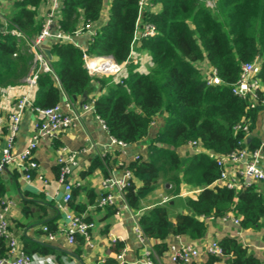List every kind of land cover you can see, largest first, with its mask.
<instances>
[{
    "label": "trees",
    "instance_id": "1",
    "mask_svg": "<svg viewBox=\"0 0 264 264\" xmlns=\"http://www.w3.org/2000/svg\"><path fill=\"white\" fill-rule=\"evenodd\" d=\"M43 0H16L14 11L8 18V28L21 31L26 39L11 33L0 34V86L22 83L33 66V52L27 40L37 34L42 26L37 19ZM156 3L157 11L150 10ZM103 0H62L58 26L63 32L73 34L80 23L100 18ZM107 19L88 40L85 52L89 55H111L116 62L126 61L119 79L101 74L90 75L85 66L83 50L69 40L49 43L52 72H38L33 103L48 107L60 102L62 93L71 97L80 95L92 81L99 84L100 92L91 97L95 113L104 121L109 134L125 143L137 141L148 134L156 114L165 113L162 127L151 137L147 158H135L128 164L132 179L124 189V200L132 208L153 190L159 181L169 183L171 195L179 193L180 183L199 188L195 197L186 196L189 212H179L174 220L169 216V202L155 204L141 212L138 222L153 244L158 256L166 253L169 235H186L200 238L206 232V217L218 218L232 212L242 228H262L264 231V185L253 182L240 189L216 183L220 168L216 154H225L241 146L256 147L260 139L253 135L247 142L246 132L234 126L242 120L249 122V134L255 129L262 104L232 92V84L239 76L241 64L257 60L255 75L264 85V0H150L138 14V0H111ZM139 15V16H138ZM150 22L155 33L139 39L140 49L148 52L151 64L147 72L136 69L129 60L135 21ZM82 21V22H81ZM206 59L222 82L207 83L197 61ZM36 68V66H35ZM196 140L205 151L180 156L175 148ZM105 157L96 156L83 177L99 167L107 174ZM79 186L72 188L70 205L81 213L86 204L74 203L73 195ZM6 191L0 174V198ZM93 198H89L91 203ZM110 213L115 208L108 206ZM23 211L27 213L26 207ZM89 220L88 217H85ZM49 230L56 224L47 221ZM264 239V233H263ZM223 249L227 264H261L246 245L234 236L217 240ZM79 254L85 243L75 234ZM124 246L117 241L112 247L119 252ZM23 248L28 253L52 256V247L35 244L24 239ZM8 246L0 238V256ZM221 257L209 254L205 264H215ZM105 264H116V258H107ZM90 264V263H83ZM122 264H133L125 262ZM193 264V263H190Z\"/></svg>",
    "mask_w": 264,
    "mask_h": 264
},
{
    "label": "crops",
    "instance_id": "2",
    "mask_svg": "<svg viewBox=\"0 0 264 264\" xmlns=\"http://www.w3.org/2000/svg\"><path fill=\"white\" fill-rule=\"evenodd\" d=\"M15 1L0 0V18L8 20L14 11ZM110 2L111 0H103L100 18L93 23L94 28L107 19ZM160 8L161 4L156 3L150 7V10L157 11ZM46 10L47 6L42 1L37 13V19L41 23L45 17ZM90 38L91 36H89L88 32L83 31L73 35L70 41L75 42L77 45L85 46ZM54 40L57 39L54 36H50L47 39V43L42 45L43 48L44 46L48 47L49 43ZM139 45V38H136L130 50L128 61L136 64L137 70L147 72L151 64L150 55L146 50L140 49ZM196 64L203 74L210 76L213 67L206 59L199 60ZM25 78L22 83L0 86V152L5 143L10 114L15 109L16 100L24 93L30 95L31 98L34 96L36 86H28ZM214 82L220 83L222 80L219 77H215ZM99 92V84L92 81L86 101H90L91 97ZM80 97L81 94L77 95L78 100ZM70 98L73 101L71 106L78 110V101L73 100L72 97ZM63 101L64 97L62 96L61 104H63ZM62 109L67 111L66 106H63ZM164 115L165 113L163 112L154 116L150 123L148 134L145 137L119 145L112 142L111 135L96 118L94 111L87 110L81 113L79 119L73 125L58 132L56 136L39 140L34 150V157L38 167L32 172L31 179H26L24 171L15 164H9L1 173L6 185V191L2 197L13 201L7 212V219L10 230L17 238L19 244L23 247L24 239H27L35 244L52 247L54 251L51 253L52 256L49 257L53 264H105L104 262L107 258H115L116 252L112 250L115 243L111 242V238L112 236H117L119 241L124 244L125 260L127 262L135 261L140 256V249L134 238L132 215L140 214L152 205L169 202V207H172V210L177 208V211H173V216H170L174 220L177 213L187 212L185 211L186 196L195 197L199 191V188L182 182L180 183L179 193L171 195L166 191L170 184L159 181L153 190L140 198L139 207L132 209L118 194L117 186L110 185L105 181L110 176H122L126 171H129L130 179L136 185L141 184V181L135 178L128 169V164L135 159L136 155L142 159L147 158L148 141L162 127ZM35 120L36 113L30 108H25L15 136V151L21 150L31 138V134L35 130ZM253 135L260 140L264 138V109L259 114L257 125L249 136L252 137ZM61 147H66L71 151H78L76 162L71 165L67 179L72 183V188L79 186L73 195L72 201L86 204L85 209L81 213L70 205L71 197L65 209L59 207V204L64 203L63 185L57 179V156ZM175 150L180 156L205 151L199 145L192 146L188 143L176 147ZM96 156L106 158L107 163L104 166L107 174L101 168L95 167L91 173L82 177L80 172L86 170ZM106 192L113 193L114 202L110 205L98 206L96 204L97 200ZM164 196L168 197L166 202H162ZM90 197L93 198L91 203L89 202ZM23 206L26 207L27 213L23 211ZM108 206L115 208L114 212L110 213ZM64 210L83 214V216L94 222V226L90 230L89 241H85L79 254L75 253L76 243H69L66 240V216ZM228 213L233 214L232 212ZM47 221H53L56 224L55 237L53 239H49L46 232L42 230V225ZM206 225V232L202 237L190 238L186 235H169L165 239L167 245L177 241L179 238L182 241L190 242L199 250V255L190 263L205 264L209 255L205 251V245L211 240H218L223 236L229 235L236 237L243 245H246L248 250L261 261V264H264V231L262 228H242L240 223H234L232 220L222 221L219 217L206 219ZM4 242L7 245L5 239ZM149 242L153 245L157 240L150 238ZM220 257L221 259L216 261L215 264H227L224 256ZM156 260L157 264H175L169 259L167 253L160 256L156 254Z\"/></svg>",
    "mask_w": 264,
    "mask_h": 264
},
{
    "label": "built area",
    "instance_id": "3",
    "mask_svg": "<svg viewBox=\"0 0 264 264\" xmlns=\"http://www.w3.org/2000/svg\"><path fill=\"white\" fill-rule=\"evenodd\" d=\"M47 6L45 17L42 22V26L37 34H35L30 40H27L28 48L33 52V64L32 70L26 81L28 86L36 85V79L38 72H52V68L49 64V58L46 56L43 48V40L48 39L50 36H54L57 40H71L73 35H77L83 31H87L89 36H92L95 29L91 20L82 22L78 26L75 32L71 35L63 32L59 29L58 18L60 16V9L62 6V0H43ZM213 0H207V4L212 6ZM150 5V0H138V14L142 12L144 6ZM139 14V15H140ZM138 15V16H139ZM140 17L135 21L134 35L131 41V48L136 38L146 37L153 35L156 31L155 26L150 22H141ZM8 20L0 18V34L11 33L17 38H24V34L16 28H8ZM73 42V41H72ZM75 43V42H74ZM83 50V58L85 66L90 75H105L111 76L114 81L119 79L121 71L124 68L125 61L118 63L111 55H89L85 52L86 47L78 45ZM257 60L245 61L241 64L239 76L232 84V92L249 99L253 104H262L264 106V85L260 79L255 75ZM36 66V68H35ZM217 77L215 69L212 70L210 76L207 77L206 82H214V78ZM64 97L63 104L58 102L52 106L39 107L34 105L33 98L27 93L22 94L15 102V109L10 114V119L5 136V143L0 152V174L6 169L9 164H15L18 168L24 171V177L31 179L32 172L37 169L38 163L34 157V150L38 145L40 139L52 138L56 134L77 121L82 112L87 110H93V101H85L76 109L73 101L69 96L62 93ZM63 106H66L67 111L63 110ZM25 108H30L36 113V120L34 122V132L31 134V138L26 145L19 151H15V136L19 127L21 115ZM95 113V111H94ZM96 118L101 125L106 128L104 121L95 113ZM236 130H243L249 134V122L248 120H242L234 126ZM248 136L243 140L247 142ZM112 137V136H111ZM112 142L119 145L126 144L123 141L117 140L112 137ZM192 146L197 145L196 140H190L187 142ZM57 156L58 174L57 179L63 185V204H59L60 208H66L72 194V183L68 181L67 175L70 172L71 165L76 162L78 151H71L66 147H61ZM210 155L215 156L216 164L220 168L219 176L216 179V183L225 185L228 188L240 189L243 186L251 184L253 182L260 181L264 185V138H262L259 144L254 148L241 146L225 154H216L212 151H207ZM135 158H139L138 155ZM41 178V176L39 175ZM105 181L110 185H116L118 194L124 200V189L130 182V172L126 171L122 176H110ZM168 200L167 196L162 198V202ZM114 202V196L111 192L102 194L97 200L98 206L110 205ZM13 201L4 197L0 198V238H3L7 242V252L0 256V264H53V261L47 255L39 253H28L19 244L17 238L12 234L9 221L7 219V212ZM66 216L65 235L66 240L69 243L75 242V234H80L84 237L85 241H89L90 230L94 226L92 220H88L83 214L64 210ZM139 214H133V233L136 243L140 249V256L133 262V264H157L156 252L153 245L149 242L148 237L143 233L141 226L138 222ZM212 216L206 217L211 219ZM222 221L232 220L234 223L239 224L238 217L233 214L225 213L219 217ZM42 230L46 232L49 239L55 237V233L50 231L46 224L42 225ZM178 236V235H177ZM119 241L117 236H112L111 242L116 243ZM166 253L169 259L175 264H188L194 258L199 255L198 248L187 241H182L180 238L175 242H171L167 245ZM205 251L208 254L217 256H223V249L217 242V240H211L205 245ZM125 247L123 246L119 252L116 253L115 258L117 264L127 262L124 258Z\"/></svg>",
    "mask_w": 264,
    "mask_h": 264
},
{
    "label": "water",
    "instance_id": "4",
    "mask_svg": "<svg viewBox=\"0 0 264 264\" xmlns=\"http://www.w3.org/2000/svg\"><path fill=\"white\" fill-rule=\"evenodd\" d=\"M47 43V39L43 40L42 44L45 45ZM85 47L87 48V45H85ZM44 52L46 54V56L48 58H51V52H50V49L49 47L47 46H44ZM35 65V63L33 64ZM88 93H89V88H85L83 93L81 94V97L79 98V100L77 99V95L76 94H73L71 97L73 100H77L78 101V105L81 106V104L87 100V97H88ZM251 136H248L247 138V141L250 139Z\"/></svg>",
    "mask_w": 264,
    "mask_h": 264
},
{
    "label": "rangeland",
    "instance_id": "5",
    "mask_svg": "<svg viewBox=\"0 0 264 264\" xmlns=\"http://www.w3.org/2000/svg\"><path fill=\"white\" fill-rule=\"evenodd\" d=\"M212 4H213V2H212ZM256 63H257V62H256ZM257 65H258V63H257ZM184 196H185V195H184ZM155 197H156V196H155ZM171 208H172V207H168V209H169V211H168L169 216H173V211H174V212L177 211V208H175L174 210H172ZM170 209H171L172 211H171ZM185 209H186L185 211L189 212V209H188V207H187L186 205H185Z\"/></svg>",
    "mask_w": 264,
    "mask_h": 264
}]
</instances>
